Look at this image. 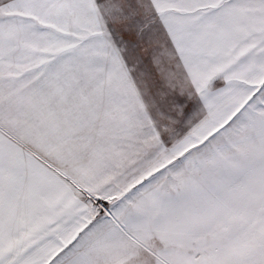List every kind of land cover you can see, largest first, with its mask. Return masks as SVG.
<instances>
[{"label": "snow or ice", "instance_id": "1", "mask_svg": "<svg viewBox=\"0 0 264 264\" xmlns=\"http://www.w3.org/2000/svg\"><path fill=\"white\" fill-rule=\"evenodd\" d=\"M0 264H264V0H0Z\"/></svg>", "mask_w": 264, "mask_h": 264}]
</instances>
